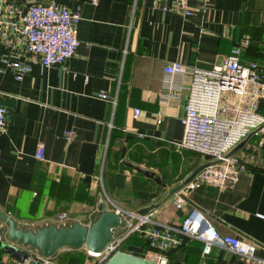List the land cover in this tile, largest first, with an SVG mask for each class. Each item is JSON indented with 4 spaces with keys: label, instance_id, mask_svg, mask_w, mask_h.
Segmentation results:
<instances>
[{
    "label": "crops",
    "instance_id": "crops-1",
    "mask_svg": "<svg viewBox=\"0 0 264 264\" xmlns=\"http://www.w3.org/2000/svg\"><path fill=\"white\" fill-rule=\"evenodd\" d=\"M21 1L78 7L80 19L78 44L65 64H31L20 81L10 69L0 72V106L7 109L0 131V220L5 223L0 264H14L27 252L39 254L9 239L5 219L34 230L56 225L54 216L63 212L66 225H86L100 211L138 212L149 205L147 214L158 226L178 225L195 208L216 232L254 243V256L264 261V220L255 216L264 215V145L257 148L259 137L249 135L232 149L253 152L254 160L227 188L182 189L207 159L172 145L181 136L188 76L180 79L175 97L160 85L167 63L217 65L242 39L240 62L264 68V0H207L204 10L187 0L191 14L185 17L153 7L152 0ZM9 58L31 61L19 51ZM99 91L114 103L97 98ZM233 101L225 95L221 106ZM132 109L139 110L136 117ZM257 111L264 114V99ZM37 143L43 146L40 160L33 156ZM177 192L185 202L178 209ZM127 236L117 251L151 259L154 251L141 234ZM202 247L201 241L182 237L166 252L164 264H245L225 248L212 245L203 253ZM68 249H58L50 262L66 264ZM93 261L84 256L82 264Z\"/></svg>",
    "mask_w": 264,
    "mask_h": 264
},
{
    "label": "built area",
    "instance_id": "built-area-1",
    "mask_svg": "<svg viewBox=\"0 0 264 264\" xmlns=\"http://www.w3.org/2000/svg\"><path fill=\"white\" fill-rule=\"evenodd\" d=\"M90 1L93 3L95 0ZM196 1L204 10L207 0ZM152 4L163 12L176 11L183 17L191 14L187 0H152ZM79 19L78 7L68 9L55 2L40 4L0 0V48L4 49L0 53V72L3 68L10 69L14 80L20 81L30 70L31 64L40 67L65 64L78 44L75 28ZM244 45L246 40L242 39L217 65L210 67L188 66L180 62H170L163 67L160 85L171 97L177 96L180 91V79L188 76L179 118L181 136L172 142L173 148L207 159L202 168L183 185L182 189L186 191L197 184L227 188L254 160L253 152L235 153L232 149L249 135L259 137L255 145L257 148L264 145V114L257 111L258 102L264 99V68L255 61L240 62L239 55ZM18 51L29 55L31 61L9 58L10 54ZM225 95H231L234 101L223 107L221 101ZM95 96L114 103V99L102 91ZM138 114V109H132L133 117ZM6 115L7 109L0 106V131ZM159 121L160 115L156 113L155 122ZM42 152V144L37 143L34 158L42 159ZM183 195V192L175 193L173 205L176 209L185 203ZM113 211L126 219L125 224L120 227L122 231L116 236L112 235L111 241L101 251L85 249L86 255L94 259L91 264H102L117 251L119 243L134 232L141 234L154 251L151 259L155 264H164L166 252L177 247L182 237L201 241L203 253L213 245L237 254L245 264H264L254 256V243L216 232L195 208L188 209L175 226L154 225L147 213L138 214L120 208ZM255 216L264 220L261 213ZM54 220L56 226L66 225L68 216L60 212L54 216ZM4 231L5 223L0 220V246ZM14 264L52 263L49 257L27 252L22 260Z\"/></svg>",
    "mask_w": 264,
    "mask_h": 264
},
{
    "label": "water",
    "instance_id": "water-1",
    "mask_svg": "<svg viewBox=\"0 0 264 264\" xmlns=\"http://www.w3.org/2000/svg\"><path fill=\"white\" fill-rule=\"evenodd\" d=\"M241 145L242 142L235 149ZM201 168H197L181 185H184ZM179 187L180 185L175 186L168 193L171 194L177 191ZM151 208H153V205L144 207L137 213L146 214ZM125 221V218L111 210L98 212L96 217L86 225L75 221L61 226L48 224L34 230L17 228L12 220L5 219L7 236L10 240L34 248L44 257L53 256L58 249L63 247L70 249L83 247L91 252H99L111 241L113 231L116 230L118 233ZM102 264H155V262L145 257L115 251Z\"/></svg>",
    "mask_w": 264,
    "mask_h": 264
},
{
    "label": "trees",
    "instance_id": "trees-1",
    "mask_svg": "<svg viewBox=\"0 0 264 264\" xmlns=\"http://www.w3.org/2000/svg\"><path fill=\"white\" fill-rule=\"evenodd\" d=\"M127 237H125V238H127ZM77 250H78V248L71 249L70 254L65 259H63V261L66 264H82L84 256H87V255L85 252H83V251L81 252V251H77Z\"/></svg>",
    "mask_w": 264,
    "mask_h": 264
},
{
    "label": "rangeland",
    "instance_id": "rangeland-1",
    "mask_svg": "<svg viewBox=\"0 0 264 264\" xmlns=\"http://www.w3.org/2000/svg\"><path fill=\"white\" fill-rule=\"evenodd\" d=\"M78 249H82V248H78ZM71 249H68V250H66V252H68V251H70ZM77 251H80V250H77ZM82 252V251H81ZM79 253V252H78Z\"/></svg>",
    "mask_w": 264,
    "mask_h": 264
},
{
    "label": "bare ground",
    "instance_id": "bare-ground-1",
    "mask_svg": "<svg viewBox=\"0 0 264 264\" xmlns=\"http://www.w3.org/2000/svg\"><path fill=\"white\" fill-rule=\"evenodd\" d=\"M93 255H95L94 253H92Z\"/></svg>",
    "mask_w": 264,
    "mask_h": 264
}]
</instances>
